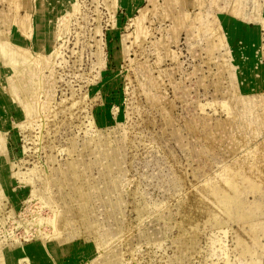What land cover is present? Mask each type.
Returning a JSON list of instances; mask_svg holds the SVG:
<instances>
[{
  "label": "rangeland",
  "instance_id": "obj_1",
  "mask_svg": "<svg viewBox=\"0 0 264 264\" xmlns=\"http://www.w3.org/2000/svg\"><path fill=\"white\" fill-rule=\"evenodd\" d=\"M16 1L0 0V45L27 13L41 27L29 58H0V250L245 264L235 233L264 224V0ZM227 197L233 220L205 224ZM61 240L58 257L28 253Z\"/></svg>",
  "mask_w": 264,
  "mask_h": 264
},
{
  "label": "bare ground",
  "instance_id": "obj_2",
  "mask_svg": "<svg viewBox=\"0 0 264 264\" xmlns=\"http://www.w3.org/2000/svg\"><path fill=\"white\" fill-rule=\"evenodd\" d=\"M200 1L201 0H184V3H186L188 5H198L200 3ZM33 3H34L33 0H17L16 1L17 6H19L20 8L23 7V9L29 10L30 12H31V9H33V7H32ZM170 3H171V0L167 1L166 4L168 5ZM33 11H36L35 8L33 9ZM41 18H43V17H41ZM36 19H38V17L36 15H33V13H27L26 15L21 16V18L17 21V23L21 26V33H20L21 36L20 35L18 36L17 34H15V36L17 35L16 41H15L14 47L11 49H8V48L5 49L4 47H2L0 45V58L1 59L4 60L7 55H12V56L16 57L17 59L29 58V57H27L28 56L27 46H25V42H23L22 36H26V37L28 36L29 37V33L27 31L30 30L31 31L30 32L31 38H34V40H38V36L40 35L39 29L41 27V24L39 22H37ZM179 19L180 18H178L177 21H179ZM43 20H41V21H43ZM177 23H179V22H177ZM141 29L142 28L140 27V30ZM7 37H9V34L8 35H4V34L0 35L1 40L3 38H7ZM37 50H39V49H37ZM71 166L74 169V171H76L75 164L72 163ZM76 177H77V179H79V176L77 173H76ZM80 197H81L80 212L82 214H85L86 210H87L88 201L91 199V194L81 191ZM234 203L236 204L234 198L227 197L225 203H223L221 206L219 214H214L212 218H209L206 216L205 224L208 223V224H211L213 226L214 225L220 226V224L221 225H228V222L230 223L234 218L233 209H232V205ZM202 208L204 211V208H205L204 204H203ZM193 215L194 214L192 211H191V213L187 212L186 217L184 219V224L182 222L183 226L186 225L187 223H189L188 225H190V223L193 219ZM194 224L192 226H194ZM246 224L247 225L246 226L244 225L245 226L244 228L249 230V233H248L249 236L247 237L246 235L243 234V232L235 233V238L233 239L234 250L237 253L238 257L240 259H243V262L245 264H264V244H262V242H261V237L264 236V224L258 223V222L252 223V224H248V223H246ZM188 227H190V226H188ZM193 228H195V226ZM259 232H260V234H259ZM191 238H192V236H191ZM96 241H98V240H96ZM189 242H191V239ZM187 246H189V245H187ZM187 246H186V248H187ZM65 247H66L65 240L52 241L49 243L40 244L39 246H35L33 248H29L28 253H30V256L32 258H34V259L38 258L39 260H41V257H43V256H45V258H47L48 256L46 254H49V253H53V255L57 256V257L60 256V254L65 251V249H66ZM186 250L188 251V249H186ZM16 251L18 252L17 249H16ZM16 251H14V253H12V256L9 257V255L5 252V250H0V264H3V261L5 264H14L15 258L18 257V253ZM189 252H191V251H189ZM25 253H26V251H25ZM260 257H261V259H259ZM42 260H44V259H42ZM112 260H113L112 256L108 255L106 261L102 264L112 263ZM224 264H231V263H229L227 261Z\"/></svg>",
  "mask_w": 264,
  "mask_h": 264
}]
</instances>
